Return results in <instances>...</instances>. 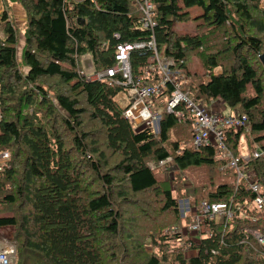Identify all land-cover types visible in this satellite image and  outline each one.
<instances>
[{
    "label": "trees",
    "instance_id": "1",
    "mask_svg": "<svg viewBox=\"0 0 264 264\" xmlns=\"http://www.w3.org/2000/svg\"><path fill=\"white\" fill-rule=\"evenodd\" d=\"M151 2L152 29L137 0H0V227L13 228L14 264H264V209L253 204L264 197V0ZM13 3L27 21L21 61ZM192 6L194 31H176ZM151 40L178 74L148 96L165 103L157 128L134 129L116 101L132 85L88 78L81 57L104 73L118 46L143 44L129 50L132 79L156 84L162 72L143 74L157 62ZM176 82L194 103L220 100L247 118L226 128L225 145L257 191L215 147H195L192 112L183 102L168 110ZM246 133L254 147L243 151ZM192 166L207 181L195 177L188 195L182 171ZM202 202L229 214L205 213L191 233Z\"/></svg>",
    "mask_w": 264,
    "mask_h": 264
},
{
    "label": "built area",
    "instance_id": "2",
    "mask_svg": "<svg viewBox=\"0 0 264 264\" xmlns=\"http://www.w3.org/2000/svg\"><path fill=\"white\" fill-rule=\"evenodd\" d=\"M140 5V10L142 12L141 23L143 28H150L154 26L155 22L152 19V14L154 11V6L151 0H137ZM143 44H133L118 46L116 53V64L114 67L110 68L104 73H91L88 75L84 73L88 78L102 79L105 76L108 78V82L119 83L120 81L115 78L116 74L121 75L126 79V82L122 84H131L132 86L128 88L127 94L129 96V103L124 106V117L128 119L133 125L134 129L141 126H153L157 128V123L160 116L155 113L149 104L145 102V98L153 95L154 93L160 92L166 88V81H175L178 71L172 70L170 67L174 65V60L172 58H159L158 51L155 47L154 41L148 42L154 51V58L157 60L156 64L149 66L144 70V76L150 77L155 70L162 72V78L159 83L147 84L140 81L133 82L132 72L129 62V50L134 47H142ZM168 68V73H171L172 78L167 76L164 69ZM185 78V77H184ZM176 90L173 92V97L169 101L168 110L171 111L179 102H183L186 107L192 112L194 116L193 124V144L195 147L201 145H210L215 147L217 156L221 159L228 158L230 164L234 166L237 170L238 177H242L245 173L247 180L250 182V186L254 191H257L259 186L252 174H247L244 170L242 171L238 168V157L232 155L229 149L225 145V130L226 128H245L248 125V120L244 115L239 114L236 110H232L229 114H224L222 109L213 108L212 103L209 106L204 105L202 102L194 103L185 94L180 92L179 83L176 82ZM135 99V101H133ZM178 114V113H177ZM254 157L258 156V152H253ZM8 158V153L0 152V164ZM242 159L248 160L249 156L244 155ZM169 161V159H167ZM164 161L161 162L163 164ZM153 167V165H152ZM244 172V173H243ZM253 204L258 209H264V197L257 196ZM200 211L194 210L192 212L194 216V222L188 227L190 232L193 233L200 226V221L202 220L205 213L219 214L222 216L225 212H228V206L223 203H207L202 202L200 205ZM188 207L186 208V210ZM183 213V211H182ZM185 216V213H183ZM6 228V227H5ZM186 229V228H185ZM12 230H9L0 239V264H14L15 258V244L12 241ZM260 242L263 241V237L257 235Z\"/></svg>",
    "mask_w": 264,
    "mask_h": 264
},
{
    "label": "rangeland",
    "instance_id": "3",
    "mask_svg": "<svg viewBox=\"0 0 264 264\" xmlns=\"http://www.w3.org/2000/svg\"><path fill=\"white\" fill-rule=\"evenodd\" d=\"M11 6H12V8H14L13 4ZM17 6H21V5H17ZM187 9L190 11L191 18L186 22L176 23L175 24L176 31H182V32L194 31V25L196 24L197 21H199V19H193V17H195L196 15L201 13V8H199L197 6H192V7H189ZM11 14H12V10H11ZM12 20H14V23L18 28V41L16 43V58L18 59V61H21L22 50H23V46H24L23 32H24V29L26 27L27 21H26L25 16H18V15H15L14 13L12 15ZM158 57L159 58H165L164 57V49L162 46L160 47ZM87 58H88L87 55L82 56L81 57V64L83 67V71L85 73H87L88 75H91V73L93 72V71H90L91 70L90 68H92V64H91L92 61H91V59H87ZM20 66H21V70L23 72L27 71V66H25V65H20ZM187 67L191 73H195V72L201 73L202 72L201 65L195 57L188 58ZM167 69L168 68H165L164 72L166 73L167 76H170V78H172L171 73L170 72L168 73L169 69H168V71H167ZM129 99H130L129 96L127 95V93L125 91L124 92L121 91L120 93H118L116 95V101L118 102V104L121 107H124L125 105H127L129 103ZM133 101H135V99H133ZM145 101L147 102V104H149L152 107L153 111L156 112L158 115H160L163 112V107H164L165 103L160 102L159 100L153 101V99L149 98V97H146ZM211 103L213 104L212 107L214 109L218 108V106H219L218 102H216V103L211 102ZM228 111H229V109L226 108L225 113H227ZM240 145H241V148L243 151L253 149V147H254L253 135L250 133L243 134L242 138H241ZM182 172H183L182 177L184 176L185 185L188 186L187 187V194L189 195L191 193V186H190L189 182H191V183L195 182L196 181L195 177L202 178L203 177V169L192 166V167H189V168L183 170ZM173 173H174V170H171L169 172H163L162 171L160 173H157V177L158 178H162L164 176L170 177V175H172ZM203 179H204V181H207V179H205L204 177H203ZM183 204H186V202H184Z\"/></svg>",
    "mask_w": 264,
    "mask_h": 264
},
{
    "label": "crops",
    "instance_id": "4",
    "mask_svg": "<svg viewBox=\"0 0 264 264\" xmlns=\"http://www.w3.org/2000/svg\"><path fill=\"white\" fill-rule=\"evenodd\" d=\"M17 5H20V4H18V3H13V6H14V8H12V6H11V10H12V15H13V13L15 14V15H18V16H25L26 17V15H25V11H24V9H23V7L22 6H17ZM87 55V59H91V56L89 55V54H86ZM91 64H92V62H91ZM91 70L90 71H92V69H93V67L92 68H90ZM85 73V72H84ZM216 102H218L219 104V107H220V109H222V111H223V113L224 114H228V113H230V111L231 110H229L227 113H225V111H226V108L224 107V105L222 104V102L220 101V100H215V101H213V103H216ZM9 228L10 227H0V239H1V237H3L4 236V234L9 230Z\"/></svg>",
    "mask_w": 264,
    "mask_h": 264
}]
</instances>
